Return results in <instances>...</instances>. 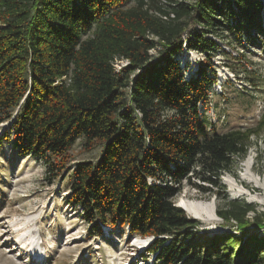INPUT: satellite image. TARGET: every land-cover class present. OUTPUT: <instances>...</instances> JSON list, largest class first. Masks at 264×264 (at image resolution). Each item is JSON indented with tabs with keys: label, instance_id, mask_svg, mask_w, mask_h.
Wrapping results in <instances>:
<instances>
[{
	"label": "trees",
	"instance_id": "obj_1",
	"mask_svg": "<svg viewBox=\"0 0 264 264\" xmlns=\"http://www.w3.org/2000/svg\"><path fill=\"white\" fill-rule=\"evenodd\" d=\"M126 1L0 0V122L17 108L3 136L23 155L58 157L53 177L79 137L86 147L103 141L95 161L75 163L67 200L93 231L152 236L155 264H264V235L249 233L264 228V210L227 201L215 213L240 234L194 240L199 221L173 201L184 181L220 193L222 173L264 129V113L255 128L207 129L198 103L214 84L209 58L186 79L175 54L184 46L209 57L217 47L205 33L228 17L240 34L263 33L264 0L177 1L170 10ZM185 18L201 30L183 37ZM117 59L127 63L115 69Z\"/></svg>",
	"mask_w": 264,
	"mask_h": 264
},
{
	"label": "rangeland",
	"instance_id": "obj_2",
	"mask_svg": "<svg viewBox=\"0 0 264 264\" xmlns=\"http://www.w3.org/2000/svg\"><path fill=\"white\" fill-rule=\"evenodd\" d=\"M177 1L195 0L159 3L170 10ZM135 3L136 0H127L123 8ZM153 13L165 21L171 17ZM261 16L263 33L252 31L250 35L235 31L231 17L221 19L214 33H205L217 47L209 57L184 46L175 54L179 66L186 71V79L195 75L199 64L209 58L214 84L208 98L198 103V117L209 130L255 128L264 113V12ZM185 21L183 37L201 30L199 23L188 18ZM91 35L90 31L83 38ZM150 53L155 55L156 49ZM113 63L118 69L127 61L117 59ZM204 64L208 66L207 62ZM10 112L11 119L0 122V264H155L154 254L147 255L148 246L145 247L151 236L131 235L126 227L100 226V232L93 231L82 219L81 209L67 200L75 163L95 161L102 152L103 141L94 140L86 147L85 138L79 137L67 150L64 168L53 177L48 173V164L57 162L58 157L23 155L14 147L11 133L9 139L3 136L17 108ZM220 180L224 189L210 195L184 181L173 199L176 206L199 221L194 240L240 234L234 221L225 222L215 213L216 207L225 206L227 201L249 203L255 210H264V129L259 135H252L246 155L236 158L234 166L223 172ZM181 201L205 202L195 208L203 217L188 213ZM252 215L253 211L247 213V217ZM249 233L263 236L264 228Z\"/></svg>",
	"mask_w": 264,
	"mask_h": 264
},
{
	"label": "bare ground",
	"instance_id": "obj_3",
	"mask_svg": "<svg viewBox=\"0 0 264 264\" xmlns=\"http://www.w3.org/2000/svg\"><path fill=\"white\" fill-rule=\"evenodd\" d=\"M196 201H189L188 203L181 201L180 205H182L191 215L201 218L203 217V216H200L202 214L200 213L201 211H197L195 208L199 207L200 205L203 206L205 202L202 203L203 201L202 202H196ZM215 217L217 216L215 215Z\"/></svg>",
	"mask_w": 264,
	"mask_h": 264
},
{
	"label": "clouds",
	"instance_id": "obj_4",
	"mask_svg": "<svg viewBox=\"0 0 264 264\" xmlns=\"http://www.w3.org/2000/svg\"><path fill=\"white\" fill-rule=\"evenodd\" d=\"M151 239H152V236H151Z\"/></svg>",
	"mask_w": 264,
	"mask_h": 264
}]
</instances>
